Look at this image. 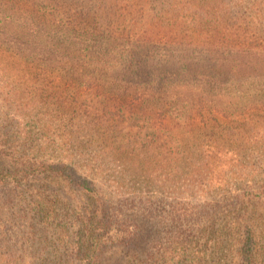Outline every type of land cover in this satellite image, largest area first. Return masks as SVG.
<instances>
[{"label": "trees", "instance_id": "obj_1", "mask_svg": "<svg viewBox=\"0 0 264 264\" xmlns=\"http://www.w3.org/2000/svg\"><path fill=\"white\" fill-rule=\"evenodd\" d=\"M17 82L42 100L14 101L6 88ZM239 85L259 88L257 119L246 104L236 125L210 123L221 140L198 145V162L183 153L186 143L175 147L204 177L211 159L212 168L215 160L241 166L222 185L202 183L203 194L220 197L168 200L140 191L128 213L96 189V173H78L76 157L102 161L103 151L106 162L129 151L120 144L127 122L152 130H139V151L154 161L150 145H164L175 129L229 119ZM0 100V192L24 221L18 233L5 224L0 249L20 239L33 258L1 252L0 264H105L109 243L138 236L146 246L126 264H264V136L252 132L264 117V0H0ZM46 120L58 123V137L46 136ZM41 141L56 144L66 162L39 159ZM32 180L72 187L76 208L63 205L56 224Z\"/></svg>", "mask_w": 264, "mask_h": 264}, {"label": "rangeland", "instance_id": "obj_2", "mask_svg": "<svg viewBox=\"0 0 264 264\" xmlns=\"http://www.w3.org/2000/svg\"><path fill=\"white\" fill-rule=\"evenodd\" d=\"M21 76L31 79V85L36 83V78H34L33 74H28L21 72ZM45 78V76H44ZM43 78V79H44ZM47 78L52 81V75H47ZM45 81L46 85L52 84V82ZM31 85L25 86L20 85L18 82L14 85H9L8 89L12 93V99L15 101L14 97L17 99V95H24L21 97V101H40V93H37L35 89L31 88ZM245 86L239 85L236 90V103L234 106V114H232L229 119L225 120L226 117L220 116V119L217 121L207 119L208 125L204 122H199L197 125L188 126L183 131L180 129H175L169 138L168 141L164 145H158L157 147H153L150 145V151L154 156V161H149V158L143 154L146 153V149H141L139 151V130L141 131V135L144 136L145 133H149L152 130L146 129L141 130L138 128V123L127 122L126 130L123 131L124 137L121 139L122 142L120 144L126 145L129 149L127 152H123L120 155H115L112 153L111 157L106 160L104 158V152L102 151L101 155L103 156V160L97 161H88L87 159L76 157L79 161L78 163V173L85 175V171L88 173L95 174L94 182L96 183V189H99L103 194L105 193L109 198L118 204H122L124 207H128L127 212L132 213L136 211L134 207L139 206V192L142 194H146V196L151 197H165L168 200L170 199H182V200H193V201H202L211 199H216L220 197L219 194H211L209 191L201 190L202 183H209L210 185H222L224 182L226 172L229 176L234 173L236 168H240L241 166L236 164H231L229 167L221 166L218 160L213 162L212 168V160H210V171L207 175L202 176V171L200 168H197L196 164L187 165V161L192 159L193 161L198 162L199 155L196 154L197 146L203 147L204 141L207 144H211L214 142H219L221 138L219 135L213 134V128L210 126V123H219L222 125L232 124L236 125V122H233L232 119L240 118L238 111L246 109L245 105L247 104L248 108L251 111L256 110V108H252L255 101L260 97V90L257 86H252L247 89H244ZM30 89V90H29ZM56 90H60L58 85H55ZM54 94V93H53ZM82 96H88V92L86 89H82ZM45 100V98H43ZM54 101L55 98H52ZM5 102L0 100V111L4 110ZM16 105V103H11ZM224 107V106H223ZM241 107V108H240ZM262 107V106H260ZM14 109V107H12ZM13 109H8L9 112L13 111ZM257 111L255 118L257 119ZM261 111V110H260ZM261 113H264V109ZM47 121V120H46ZM232 121V122H231ZM260 125L257 126L252 132L255 135L264 136V117L263 119L259 118ZM46 136L50 135V138H56L57 135L53 134V127L57 128V122L47 121L46 122ZM144 123H139V125H143ZM218 136V139H217ZM147 141L150 142L151 137H144ZM186 143L187 146H184L183 153L185 155L189 154L190 158L186 160L184 157L177 156V149L175 148L178 144ZM45 144V143H44ZM43 141L40 142L39 146L35 145V149L37 150L36 154L39 159H45L49 162L55 161H64L66 162V158L62 153V150L59 148H54L56 144H51L50 147H43ZM43 147V148H41ZM107 149H104V151ZM221 151L223 149H220ZM175 158V159H174ZM235 162V159L232 160ZM90 165V166H87ZM157 169V173L159 174L157 177L151 175L152 171ZM196 172V178L199 179L198 182L194 181L191 177ZM194 181V182H193ZM42 181L32 180L29 182V186L32 187V193L36 196L43 198L47 205L49 206L48 210L52 211L51 220H55L57 224L59 221L64 220V215L67 212V208L63 205L66 203H71V207L76 208L78 192L74 190L72 187L65 185L63 182L59 180H50L48 184L44 185ZM193 185V186H192ZM221 192V190H219ZM232 193H237L238 189L236 185L231 187ZM232 196V195H231ZM5 195L0 192V206L4 207L2 212L0 213V235L5 232L7 226H9L15 232H19L20 229L24 228V221L21 219H16L15 214H11V211L17 213L18 210L15 207L11 209H7L4 204ZM60 199L57 203L56 199ZM57 217V218H55ZM55 218V219H54ZM5 224L7 226H5ZM55 225H53L52 229L54 230ZM50 233H52V231ZM113 243H109V248L105 254L104 262L105 264H126L129 262L136 251H142L143 247L146 244L143 241H139V236L137 241L134 243H126L121 242L119 240H113ZM15 243V244H14ZM15 252L16 255L20 259H24V261H30V254L32 252V247L19 239V241L7 243L4 248L0 249V253H8ZM38 261V260H36Z\"/></svg>", "mask_w": 264, "mask_h": 264}]
</instances>
